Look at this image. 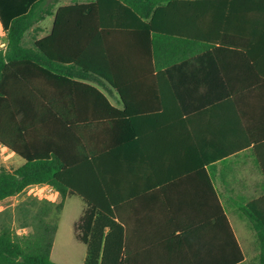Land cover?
<instances>
[{"label":"trees","instance_id":"obj_1","mask_svg":"<svg viewBox=\"0 0 264 264\" xmlns=\"http://www.w3.org/2000/svg\"><path fill=\"white\" fill-rule=\"evenodd\" d=\"M211 1L226 2L227 24L248 30L228 33V40L264 45V0H91L58 8L59 0H0L7 38L0 51V145L24 161L0 170V204L38 185L59 195L57 202L19 206L21 228L29 232L0 221V264H56L52 249L69 197L85 204L74 225L87 247L84 264H128L129 225L118 191L129 184L131 155L143 147L146 116L134 111L146 98L128 78L129 61L148 56L147 35L152 46L163 44L167 36L154 27L163 8ZM47 16L55 17L52 31L38 39ZM251 51L264 57V47ZM100 88L116 91L124 110ZM239 211L256 234L254 264H264V197ZM225 226L231 235L226 220ZM233 243L234 264H241L235 237Z\"/></svg>","mask_w":264,"mask_h":264},{"label":"crops","instance_id":"obj_2","mask_svg":"<svg viewBox=\"0 0 264 264\" xmlns=\"http://www.w3.org/2000/svg\"><path fill=\"white\" fill-rule=\"evenodd\" d=\"M230 11L224 1L163 8L154 20L163 44L147 35L148 56L129 61L128 78L146 98L134 111L146 116L143 147L118 191L128 264H234V237L241 264L249 260L256 234L239 208L264 197V57L251 51L264 45L228 40L248 31L227 24ZM54 20L39 23L38 39ZM100 90L124 110L116 91Z\"/></svg>","mask_w":264,"mask_h":264},{"label":"rangeland","instance_id":"obj_3","mask_svg":"<svg viewBox=\"0 0 264 264\" xmlns=\"http://www.w3.org/2000/svg\"><path fill=\"white\" fill-rule=\"evenodd\" d=\"M81 0H59L57 7L80 2ZM49 22V21H48ZM23 164V160L17 155L10 153L0 145V170L13 171ZM53 193L46 190L27 189L24 193L0 204V221L10 222L18 234L29 232V229H22L19 219L18 208L24 202L35 200H48L53 202ZM58 200V199H57ZM57 200L55 202H57ZM85 204L78 197L69 198L59 217L58 231L55 237L51 258L56 264H84L87 247L79 242L74 233V224L81 217ZM256 238V237H255ZM253 238L248 250L249 260L247 264H254L259 255L257 240Z\"/></svg>","mask_w":264,"mask_h":264},{"label":"built area","instance_id":"obj_4","mask_svg":"<svg viewBox=\"0 0 264 264\" xmlns=\"http://www.w3.org/2000/svg\"><path fill=\"white\" fill-rule=\"evenodd\" d=\"M0 24H2L1 23V20H0ZM33 189H35V190H40V189L41 190H46L48 192H52L53 194L55 192V190L52 187L48 186V185H38V186H34Z\"/></svg>","mask_w":264,"mask_h":264}]
</instances>
